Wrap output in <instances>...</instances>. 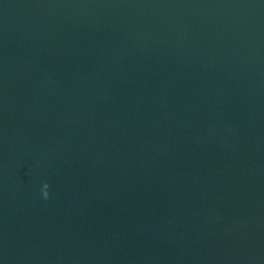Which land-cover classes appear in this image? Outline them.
Wrapping results in <instances>:
<instances>
[{
    "label": "water",
    "instance_id": "water-1",
    "mask_svg": "<svg viewBox=\"0 0 264 264\" xmlns=\"http://www.w3.org/2000/svg\"><path fill=\"white\" fill-rule=\"evenodd\" d=\"M0 264H264V0H0Z\"/></svg>",
    "mask_w": 264,
    "mask_h": 264
},
{
    "label": "clouds",
    "instance_id": "clouds-1",
    "mask_svg": "<svg viewBox=\"0 0 264 264\" xmlns=\"http://www.w3.org/2000/svg\"><path fill=\"white\" fill-rule=\"evenodd\" d=\"M47 187H48V185L47 184H45ZM48 197V193L47 194H45V198H47Z\"/></svg>",
    "mask_w": 264,
    "mask_h": 264
}]
</instances>
